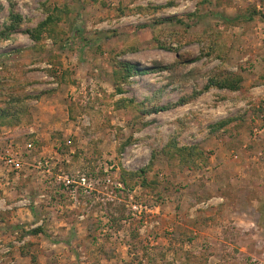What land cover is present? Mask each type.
Segmentation results:
<instances>
[{
    "label": "rangeland",
    "instance_id": "374dc122",
    "mask_svg": "<svg viewBox=\"0 0 264 264\" xmlns=\"http://www.w3.org/2000/svg\"><path fill=\"white\" fill-rule=\"evenodd\" d=\"M0 264H264V0H0Z\"/></svg>",
    "mask_w": 264,
    "mask_h": 264
},
{
    "label": "built area",
    "instance_id": "2783aa9c",
    "mask_svg": "<svg viewBox=\"0 0 264 264\" xmlns=\"http://www.w3.org/2000/svg\"><path fill=\"white\" fill-rule=\"evenodd\" d=\"M79 181H80V182H78L77 184H79V185H81V186H86V185H85V184H86V179H85L84 177H81V178L79 179ZM87 182H88V181H87ZM140 208H141V206H137V205H134V206L132 207V209H133L135 212H137L138 214L141 213Z\"/></svg>",
    "mask_w": 264,
    "mask_h": 264
},
{
    "label": "trees",
    "instance_id": "16d2710c",
    "mask_svg": "<svg viewBox=\"0 0 264 264\" xmlns=\"http://www.w3.org/2000/svg\"><path fill=\"white\" fill-rule=\"evenodd\" d=\"M164 21H165V22H168V23L175 22L176 24H182V22L179 21V20L166 19V20H164ZM127 70H128V69H127ZM216 83H219V82H216ZM216 83H214V84H216ZM230 83H231V81H230ZM209 84H213V83L210 81ZM220 84H222V83H220Z\"/></svg>",
    "mask_w": 264,
    "mask_h": 264
}]
</instances>
